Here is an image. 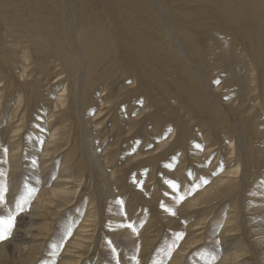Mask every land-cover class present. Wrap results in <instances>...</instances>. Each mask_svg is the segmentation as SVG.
I'll use <instances>...</instances> for the list:
<instances>
[{
    "label": "rangeland",
    "instance_id": "374dc122",
    "mask_svg": "<svg viewBox=\"0 0 264 264\" xmlns=\"http://www.w3.org/2000/svg\"><path fill=\"white\" fill-rule=\"evenodd\" d=\"M1 1L0 264H264V22L232 0Z\"/></svg>",
    "mask_w": 264,
    "mask_h": 264
},
{
    "label": "bare ground",
    "instance_id": "6f19581e",
    "mask_svg": "<svg viewBox=\"0 0 264 264\" xmlns=\"http://www.w3.org/2000/svg\"><path fill=\"white\" fill-rule=\"evenodd\" d=\"M1 1V0H0ZM4 1V0H3ZM11 1H13V0H11ZM10 1V4L8 5L9 6V8L10 7H16L17 6V3H15V5L14 4H12V2ZM2 2V1H1ZM5 2V1H4ZM15 2V1H14ZM232 2L235 4V6L237 7V9L234 11L233 10V12H234V14H235V16L234 17H237V15H239V16H241V20H239V25L240 26H249L251 29H252V27H251V23H256V27H260V23H261V20L264 22V16L262 15V14H264V0L262 1V2H260L259 0H258V2H256L255 0H232ZM249 3L250 4V12H248V15L250 16L251 15V17H249V16H247L246 14H245V11L243 10L244 8H243V6H240L241 4H243V3ZM9 3V2H8ZM22 3V2H21ZM2 3H0V5H1ZM70 5V4H69ZM18 6H19V4H18ZM18 6H17V8H18ZM1 7V6H0ZM5 7H7V6H5ZM241 7V8H240ZM1 8H4V7H1ZM0 8V9H1ZM4 9H7V8H4ZM22 9V8H21ZM11 10H13L12 8H11ZM48 10V9H47ZM2 11V10H1ZM16 11H17V9H16ZM23 11H25V9H23ZM27 11V10H26ZM3 12V11H2ZM13 12V11H12ZM21 12H22V10H21ZM14 13V12H13ZM17 13H19L20 14V12H17ZM23 14L25 13V12H22ZM1 14V13H0ZM3 14H5L6 15V13L4 12ZM18 15V14H17ZM255 16H257V17H260V21H259V19L257 20V21H255V19H257V17H255ZM8 19H10V12L9 13H7V16H6ZM3 18V17H2ZM229 18V17H228ZM240 18V17H239ZM224 19V18H223ZM5 20H6V18H5ZM2 21V20H1ZM1 21H0V24H1V27H2V24L4 25V23H1ZM10 21V20H9ZM21 21V20H20ZM30 21V20H29ZM237 21V20H236ZM9 23V22H8ZM11 23V22H10ZM234 24V23H233ZM236 24V23H235ZM234 24V25H235ZM10 26V25H9ZM3 28V27H2ZM5 28V27H4ZM11 28V27H10ZM18 29V28H17ZM221 29V28H220ZM3 31V30H2ZM23 33H24V31H22ZM248 32H249V29H248ZM27 33V32H26ZM194 34H195V36L197 37V42L198 43H201L202 41H203V39H204V36H201V37H199L198 38V36H197V33L198 32H193ZM15 34V33H14ZM17 34V33H16ZM9 35V34H8ZM22 35V34H21ZM240 37H241V35H240ZM26 38V37H25ZM132 39V38H131ZM195 39V38H194ZM51 40V39H50ZM119 40V39H118ZM196 40V39H195ZM214 40H215V38H214ZM2 41V40H1ZM51 42V41H50ZM56 42V41H55ZM115 42V41H114ZM136 42V41H135ZM215 42H216V40H215ZM218 42V41H217ZM220 42V41H219ZM236 42V41H235ZM234 42V43H235ZM53 43V42H52ZM51 43V44H52ZM133 43V42H132ZM197 43V44H198ZM54 44V43H53ZM202 44V43H201ZM231 44V43H230ZM240 44V43H239ZM243 44V43H242ZM250 44V43H249ZM130 45H131V43H130ZM218 46L219 45H221L220 43L219 44H217ZM229 45V44H228ZM235 45H236V43H235ZM54 46V45H53ZM237 46V45H236ZM250 46V45H249ZM217 47V46H216ZM219 47H221V46H219ZM232 47V46H231ZM234 47V46H233ZM232 47V48H233ZM238 47V46H237ZM240 47V46H239ZM264 47V46H263ZM39 48V47H38ZM235 48V47H234ZM13 49V48H12ZM11 49V50H12ZM136 49V48H135ZM134 49V50H135ZM219 49V48H218ZM221 49V48H220ZM244 49V48H243ZM121 50V49H120ZM140 50V49H139ZM235 50H236V48H235ZM8 51H9V49H8ZM7 51V52H8ZM78 51V50H77ZM232 51V50H231ZM251 51V50H250ZM121 52V51H120ZM123 52H124V50H123ZM184 52V51H183ZM261 52V51H260ZM122 53V52H121ZM145 53V52H144ZM246 53V52H245ZM249 53V52H248ZM253 53V52H252ZM264 53V52H263ZM6 54V53H5ZM124 54H125V52H124ZM231 54H233L232 52H231ZM250 54V53H249ZM135 55H136V52L134 53H132L131 54V59H133L134 60V66L136 67V69L138 70V73H139V71H142V68L140 67V66H138V64H137V62L135 61ZM186 55V54H185ZM248 55V54H247ZM256 55V54H255ZM263 55V54H262ZM125 56V55H124ZM137 56V55H136ZM251 56V55H250ZM120 57H121V55H120ZM122 57H123V55H122ZM128 57V56H127ZM188 57V56H187ZM124 58V57H123ZM123 58H122V60H123ZM189 58V57H188ZM61 59V58H60ZM127 60V59H126ZM249 60V59H248ZM247 59H246V61H248ZM190 61H192L193 62V60L190 58ZM259 61V63H260V60H258ZM11 62V61H10ZM120 62V61H119ZM191 62V63H192ZM249 62V61H248ZM263 62V61H262ZM261 62V63H262ZM132 63V62H131ZM242 63H243V61H242ZM264 64V63H263ZM256 65V64H255ZM257 65H258V62H257ZM134 66H132L133 68H135ZM196 66V65H195ZM260 66V65H259ZM131 67V68H132ZM197 67V66H196ZM195 70V69H194ZM197 70L199 71V69L197 68ZM146 71V70H145ZM255 73V72H254ZM17 74V73H16ZM18 75V74H17ZM24 75V74H23ZM139 75V74H138ZM140 76V75H139ZM7 77V76H6ZM141 77L142 76H140V77H137L136 79H137V81L136 82H138V80H140V81H143V79H141ZM189 77H190V75H189ZM16 78V77H15ZM139 78V79H138ZM193 78V77H192ZM200 78V77H199ZM18 79V78H17ZM27 79V78H26ZM135 79V78H134ZM151 79V78H150ZM149 79V80H150ZM154 79V78H153ZM152 80V79H151ZM156 81H157V79H155ZM167 80V79H166ZM254 80H256V78L254 77ZM257 80H258V77H257ZM12 81V80H11ZM159 81V80H158ZM165 81V80H164ZM188 81V80H187ZM260 81V80H259ZM19 82H21V81H19ZM135 82V83H136ZM189 82H190V80H189ZM140 83V82H139ZM162 83H164V82H162ZM168 83H170V84H172V82H167V84ZM23 84V83H22ZM145 84H146V82H145ZM187 84V83H186ZM202 84H204V83H202ZM14 85V84H13ZM16 85V84H15ZM19 85V84H18ZM136 85V84H135ZM165 85V84H164ZM173 85V84H172ZM172 85L171 86H169V88L170 87H172ZM205 85V87L207 88V85L206 84H204ZM141 85H139V87H140ZM2 87V86H1ZM174 87V86H173ZM160 88V87H159ZM164 88H165V86H164ZM166 89H167V87H166ZM188 89V88H187ZM211 89V88H210ZM134 90H135V88H134ZM169 90H171V88L169 89ZM22 91V90H21ZM20 91V92H21ZM149 91V90H148ZM147 91V92H148ZM160 91V90H159ZM167 91V90H166ZM172 91V90H171ZM151 92V91H150ZM163 92V91H162ZM145 93V92H144ZM149 94V93H148ZM151 94V93H150ZM158 94V93H157ZM1 95V94H0ZM161 95V94H160ZM159 95V96H160ZM152 96V95H151ZM146 97V96H145ZM169 97V96H168ZM161 98V97H160ZM159 98V99H160ZM166 98V97H165ZM164 98V99H165ZM168 99V98H167ZM152 100V99H151ZM163 100V99H162ZM161 100H159V102H160ZM163 101H165V100H163ZM167 101V100H166ZM8 102V101H7ZM263 103H264V101H263ZM36 104V103H35ZM166 104V103H165ZM225 104V103H224ZM227 104H231V102H229L228 100H227V102H226V104L225 105H227ZM153 105V104H152ZM155 105V104H154ZM20 106V105H19ZM18 106V107H19ZM160 106V105H159ZM155 107V106H154ZM191 107V106H190ZM189 107V108H190ZM159 109H160V107H159ZM211 109H212V107H211ZM210 110V109H209ZM153 111V110H152ZM155 111V110H154ZM160 111V110H159ZM169 111V110H168ZM211 112H213L212 110H211ZM159 113V112H158ZM149 114H151V113H149ZM160 114V113H159ZM162 115H164V114H162ZM157 116V115H156ZM160 116H161V114H160ZM166 117V116H165ZM153 118V117H152ZM151 118V119H152ZM167 118V117H166ZM172 118V117H171ZM149 119V118H148ZM153 119H156V118H153ZM160 119V118H159ZM163 119V118H162ZM157 120H158V118H157ZM210 120V119H209ZM159 121V120H158ZM164 121H166L167 122V120H164ZM212 123V122H211ZM209 124V123H208ZM177 126V125H176ZM211 128V127H210ZM215 129V128H214ZM213 129V130H214ZM259 129H261L260 127H259ZM162 130V129H161ZM177 131V130H176ZM213 132V131H212ZM173 134H174V132H173ZM175 136V135H174ZM170 137H171V135H170ZM173 139H175V138H173ZM170 140H171V138H170ZM166 142V141H165ZM165 142H163V143H165ZM171 144V143H170ZM170 144H169V148L171 147L170 146ZM233 145V144H232ZM168 146V145H167ZM160 147V146H159ZM232 148H233V146H232ZM262 163V161L260 162V164ZM217 164V163H216ZM144 165H145V163H144ZM262 165H264V164H262ZM261 165V166H262ZM142 167V166H141ZM134 169V168H133ZM137 169V168H136ZM135 169V170H136ZM145 169V168H144ZM241 170V168H239V167H235L234 169H233V171H240ZM143 171H145V170H143ZM234 173V172H233ZM264 173V172H263ZM136 174V173H135ZM141 177V176H140ZM112 180L114 181V183H115V185L116 186H119V187H121V182L120 181H118L116 178H112ZM56 192L58 193V192H62L63 193V191H61V189H56ZM50 203H52L51 201H49ZM42 203V202H41ZM18 217V216H17ZM17 217H14V218H12V220H11V222H18V218ZM10 228L12 229V233H11V235H10V240H14V239H16L17 237H18V232H15V231H13V228H14V225H10ZM70 252H72V251H70L69 249H62V252H60V254L59 255H57L56 257H52V256H48L47 257V259H49L50 261H56V264H64V262H66V261H68V258H66V257H69V254H70ZM60 258V259H59ZM114 264V263H113ZM115 264H116V262H115Z\"/></svg>",
    "mask_w": 264,
    "mask_h": 264
},
{
    "label": "snow or ice",
    "instance_id": "6c2138e0",
    "mask_svg": "<svg viewBox=\"0 0 264 264\" xmlns=\"http://www.w3.org/2000/svg\"><path fill=\"white\" fill-rule=\"evenodd\" d=\"M4 237H3V235H0V239H3Z\"/></svg>",
    "mask_w": 264,
    "mask_h": 264
}]
</instances>
